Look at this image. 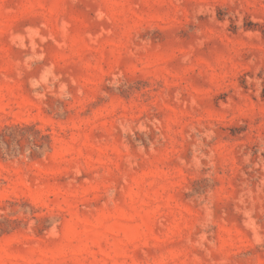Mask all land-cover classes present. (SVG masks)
<instances>
[{
  "label": "rangeland",
  "instance_id": "obj_1",
  "mask_svg": "<svg viewBox=\"0 0 264 264\" xmlns=\"http://www.w3.org/2000/svg\"><path fill=\"white\" fill-rule=\"evenodd\" d=\"M0 264H264V0H0Z\"/></svg>",
  "mask_w": 264,
  "mask_h": 264
}]
</instances>
